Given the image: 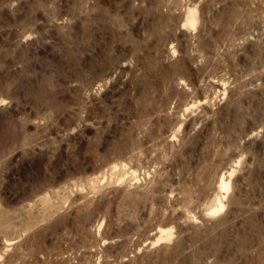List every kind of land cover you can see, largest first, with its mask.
<instances>
[{
  "label": "rangeland",
  "instance_id": "1",
  "mask_svg": "<svg viewBox=\"0 0 264 264\" xmlns=\"http://www.w3.org/2000/svg\"><path fill=\"white\" fill-rule=\"evenodd\" d=\"M0 264H264V0H0Z\"/></svg>",
  "mask_w": 264,
  "mask_h": 264
},
{
  "label": "bare ground",
  "instance_id": "2",
  "mask_svg": "<svg viewBox=\"0 0 264 264\" xmlns=\"http://www.w3.org/2000/svg\"><path fill=\"white\" fill-rule=\"evenodd\" d=\"M186 25L189 26L190 28L196 25V13L195 12H189L188 17H186ZM220 188L223 190L228 189V185L222 180L220 182ZM216 211V210H215ZM214 211V212H215Z\"/></svg>",
  "mask_w": 264,
  "mask_h": 264
}]
</instances>
